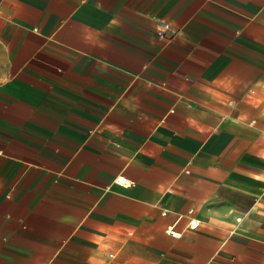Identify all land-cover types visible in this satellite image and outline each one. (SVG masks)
<instances>
[{
    "label": "crops",
    "instance_id": "0c3cea01",
    "mask_svg": "<svg viewBox=\"0 0 264 264\" xmlns=\"http://www.w3.org/2000/svg\"><path fill=\"white\" fill-rule=\"evenodd\" d=\"M0 264H264V0H0Z\"/></svg>",
    "mask_w": 264,
    "mask_h": 264
},
{
    "label": "built area",
    "instance_id": "2783aa9c",
    "mask_svg": "<svg viewBox=\"0 0 264 264\" xmlns=\"http://www.w3.org/2000/svg\"><path fill=\"white\" fill-rule=\"evenodd\" d=\"M169 30V25L168 24H162L161 28L157 31V34L159 37L164 38L165 37V32ZM199 224V221L194 220V219H190L188 221V227L189 229H195ZM167 233H169L170 235H172L173 237H178L179 234L176 233L175 231H173L172 227H169L166 230Z\"/></svg>",
    "mask_w": 264,
    "mask_h": 264
}]
</instances>
